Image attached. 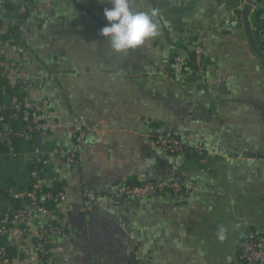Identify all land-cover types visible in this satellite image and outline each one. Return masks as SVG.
Masks as SVG:
<instances>
[{"label":"crops","instance_id":"crops-1","mask_svg":"<svg viewBox=\"0 0 264 264\" xmlns=\"http://www.w3.org/2000/svg\"><path fill=\"white\" fill-rule=\"evenodd\" d=\"M130 2L134 11L158 10L160 34L127 55L100 34L109 26L108 0H12L2 12L0 60L41 80L29 88L1 85L11 92L3 100L48 98L51 111L35 117L46 125L40 142H2L0 187L26 188L32 159L42 154L43 186L65 196L23 224L33 236L16 230L5 240L9 264H42L38 234L51 222L64 233L51 237L48 264H246L243 239L264 234V61L245 32L242 1ZM250 27L264 47V0ZM197 45L202 69L191 63L180 71L174 57L189 61ZM81 130L86 139L69 163ZM167 133L201 143L209 162L165 152L156 138ZM158 181L194 189L82 210L84 192ZM220 225L228 229L223 243Z\"/></svg>","mask_w":264,"mask_h":264},{"label":"built area","instance_id":"built-area-1","mask_svg":"<svg viewBox=\"0 0 264 264\" xmlns=\"http://www.w3.org/2000/svg\"><path fill=\"white\" fill-rule=\"evenodd\" d=\"M12 0H0V19L6 4ZM242 5L257 6L258 0H241ZM239 19V16L237 17ZM193 64L200 70L205 59L204 51L197 45L193 51ZM174 62L180 71L186 68L187 60L176 56ZM18 82L22 87L29 88L39 82L34 71L18 72L13 63L0 60V82ZM11 92L8 87H0V146L4 140L20 138L27 141L40 142L45 135L44 121H38L35 117H44L51 111V102L48 98L40 100L25 101L13 99L11 103H6L3 99L10 97ZM86 131H78L75 140L71 144L70 152L67 155L69 163H75L79 148L86 139ZM156 144L165 152L170 154H181L193 156L200 165L209 162L201 143H186L174 137L170 133L158 136ZM32 168L27 174V187L18 189L14 185L0 187V264H9V243L5 242L14 231L18 230L28 235H34L30 229L23 227L33 214L48 215L50 209L45 205L46 201L57 204L65 200L63 193H55L43 186L41 175L46 167L44 155L36 154L32 159ZM194 187L190 183L180 181H158L144 184L123 183L114 192L93 193L84 192L82 210L87 212L92 210L93 204L110 200L118 205L122 201L144 200L152 201L155 197L170 194L173 196H185L193 191ZM25 202L23 207H15V202ZM64 227L58 223L51 222L39 231L37 251L42 259V264H48L52 257L50 239L54 235H62ZM240 258L246 264H264V234L249 231L241 243Z\"/></svg>","mask_w":264,"mask_h":264},{"label":"clouds","instance_id":"clouds-1","mask_svg":"<svg viewBox=\"0 0 264 264\" xmlns=\"http://www.w3.org/2000/svg\"><path fill=\"white\" fill-rule=\"evenodd\" d=\"M108 2L113 5L111 9L104 10L109 26L104 27L100 34L107 38L114 52L127 55L159 36L158 10L134 11L130 0ZM234 228H239V225H234ZM216 235L217 240L223 243L228 239V229L220 225Z\"/></svg>","mask_w":264,"mask_h":264},{"label":"water","instance_id":"water-1","mask_svg":"<svg viewBox=\"0 0 264 264\" xmlns=\"http://www.w3.org/2000/svg\"><path fill=\"white\" fill-rule=\"evenodd\" d=\"M254 5L245 4L243 5L242 10V21L244 25L245 32L247 33L249 42L251 47L253 48L254 52L264 61V47L259 45L252 34L251 27H250V17L253 11Z\"/></svg>","mask_w":264,"mask_h":264},{"label":"trees","instance_id":"trees-1","mask_svg":"<svg viewBox=\"0 0 264 264\" xmlns=\"http://www.w3.org/2000/svg\"><path fill=\"white\" fill-rule=\"evenodd\" d=\"M193 55H194V54H192V57L190 58L189 61L187 60V64H186V66H188V64L191 65V63L194 62V60H193ZM4 84H5V81H1V82H0V86H1V85H4ZM196 161H197V160H196ZM50 190H51V189H50ZM51 191H53V192H55V193L62 192L61 189H59L58 186L55 187V189H53V190H51ZM45 205L50 209V208H53L54 203H53L52 201H46V202H45ZM17 207H18V204H17Z\"/></svg>","mask_w":264,"mask_h":264}]
</instances>
